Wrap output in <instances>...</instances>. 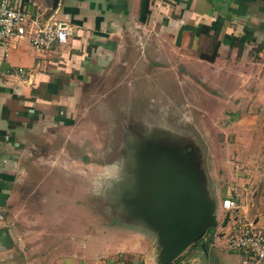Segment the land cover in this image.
<instances>
[{"label": "crops", "instance_id": "obj_1", "mask_svg": "<svg viewBox=\"0 0 264 264\" xmlns=\"http://www.w3.org/2000/svg\"><path fill=\"white\" fill-rule=\"evenodd\" d=\"M30 1L48 8L54 0ZM59 8L70 29L61 48L46 54L24 42L7 54L0 48V264H101L99 250L104 245L95 239L92 247L70 242L66 249L71 251H57L55 226L71 234L65 229L66 220L71 212L79 220V211L70 202L67 207L59 195L63 192L55 184L64 179L51 176L53 171L64 172L61 163H54L53 155L39 160L31 141L40 140L51 148L54 134L66 139L74 111L97 80L118 82L115 88L139 95L138 102L124 99L126 106L147 105L149 112H158L167 98L170 105L187 109L184 120H236L239 144L209 147L204 165L207 193L222 212L217 217L221 230L225 197L215 186L242 184L243 174L231 170L252 168L249 128L259 118L258 110H264V0H59ZM214 38L215 60H202L200 54H210L206 50L211 51ZM19 68L28 70L29 76L10 75ZM67 142L60 147L64 156ZM27 167L44 176L33 178ZM29 185L33 189L27 196L34 199L25 205L22 191ZM40 186L43 192L38 197ZM231 196L237 200V216L245 219L238 196ZM21 207L28 212L23 217ZM75 232L78 238L79 228ZM138 232L134 241L124 245L139 264H158L155 234L142 228ZM89 249L96 252L89 254ZM115 261L110 254L108 264H123ZM174 264H240V258L227 250L225 238L215 241L207 233Z\"/></svg>", "mask_w": 264, "mask_h": 264}, {"label": "rangeland", "instance_id": "obj_2", "mask_svg": "<svg viewBox=\"0 0 264 264\" xmlns=\"http://www.w3.org/2000/svg\"><path fill=\"white\" fill-rule=\"evenodd\" d=\"M60 9H57L53 18L63 22ZM212 43L214 41H211L210 45ZM206 52L210 53V48ZM114 83L102 84V81L97 80L86 90V100L74 111L73 128L67 133L66 139L58 133L54 134V144L51 148L40 140L31 141H34L36 145L34 154L39 157V160L44 162L43 159L48 155H53L54 163L57 165L61 163L64 172L53 171L51 176L64 179V181H59L61 185L59 182L55 184L59 191L63 192L59 195L64 196L67 207L70 202L71 207L79 211V220L78 217L72 216V212L66 220L65 229L70 230L71 234L59 231L60 226H55L56 246L60 245L57 251L63 254L71 251L66 249L70 242L92 247V241L95 239L104 245L99 250L101 255L99 263L108 264V256L111 254L116 258L115 262L130 264L131 260H135V264H139V260L136 261V257H133V253L129 252L131 250H128L129 248L124 244L134 241L137 238L136 235L139 234V229H144L137 218L128 216V208H130L128 198L142 199L144 196L143 192L141 196L139 189L137 190V184L133 183L134 178L132 177L136 170L129 168V162L131 165L136 163L137 149L140 150L143 147L142 142L150 138L153 142H162L166 149L177 150L179 157H185L188 161H190L188 157H195L196 162H199L201 166V169L196 171L201 174L207 185V169L204 165L209 147L218 149L227 142L235 148L239 144L235 141L236 133L241 134V132L236 126V120L230 118L222 122L184 120L188 113L187 109L177 104L170 105L166 102L167 98L164 104L158 106V112H149L148 108L151 107L147 105L126 106L123 103L124 99L138 102L139 95H127L123 89L115 88L118 82ZM177 108L180 109V113H176ZM192 114L197 113L193 111ZM258 115L259 118L255 124H252L253 121L245 123L252 124L249 129L253 132V136L248 138L250 142L248 155L251 160L252 157L254 158L249 163L252 164V168L231 170L233 174L236 172L243 174L242 184L226 183L217 185L215 188L225 198L237 195L239 211L243 218L253 221L264 229V110L259 109ZM149 133L151 136L146 137L145 135ZM160 134L162 138L159 137ZM64 140L65 142L68 140L65 145V156L60 153ZM29 155L31 156V153ZM216 155L219 158V154ZM191 170L194 171V169ZM27 171L35 179L44 176L42 172L29 167ZM32 186L34 189L37 187ZM42 187L40 186L35 192L40 195L38 197H41ZM31 189H33L31 185L23 188L22 201L25 205H30L31 199H34V195L33 197L27 196V192ZM66 199L71 200L66 201ZM55 201L58 202L59 198ZM27 213L26 210L21 209L22 217ZM219 213L222 214L216 205V217ZM41 225L46 226L47 224L41 223ZM78 228L79 237L76 238L74 233ZM211 230L209 229L207 233ZM110 243L115 244L113 248H108ZM148 250L152 251L150 248ZM91 251L96 252V250L89 249V254ZM233 254L240 258V264H244V258L240 253L233 252Z\"/></svg>", "mask_w": 264, "mask_h": 264}, {"label": "water", "instance_id": "obj_3", "mask_svg": "<svg viewBox=\"0 0 264 264\" xmlns=\"http://www.w3.org/2000/svg\"><path fill=\"white\" fill-rule=\"evenodd\" d=\"M58 5L59 0H54L48 7V15L55 12ZM159 137L162 138V134ZM142 143L143 147L137 149L136 163L129 162V168L136 170L133 183L144 196L128 198V216L137 218L141 227L155 234L158 264H174L209 229L218 226L216 206L207 193L203 177L196 171L201 166L195 157H188V161L179 157L177 150L166 149L162 142L156 143L150 138ZM229 217L226 213L222 227Z\"/></svg>", "mask_w": 264, "mask_h": 264}, {"label": "built area", "instance_id": "obj_4", "mask_svg": "<svg viewBox=\"0 0 264 264\" xmlns=\"http://www.w3.org/2000/svg\"><path fill=\"white\" fill-rule=\"evenodd\" d=\"M55 12L48 15L49 8L30 0H0V48L7 54L9 48L24 42L38 53L58 50L66 43L70 29L53 18ZM9 73L18 79L29 76L23 68ZM221 208L230 217L221 230H211V238H225L227 250L240 253L244 264H264V229L237 216L238 204L233 196L222 199Z\"/></svg>", "mask_w": 264, "mask_h": 264}, {"label": "trees", "instance_id": "obj_5", "mask_svg": "<svg viewBox=\"0 0 264 264\" xmlns=\"http://www.w3.org/2000/svg\"><path fill=\"white\" fill-rule=\"evenodd\" d=\"M216 38V37H215ZM214 38V43H212L211 45V51L210 54H206V53H201L200 54V58L202 60L208 61V62H213L217 56V49H218V44L216 39Z\"/></svg>", "mask_w": 264, "mask_h": 264}]
</instances>
